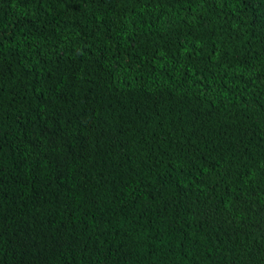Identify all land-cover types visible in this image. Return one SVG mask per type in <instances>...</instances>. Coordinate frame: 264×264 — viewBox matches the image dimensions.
<instances>
[{"label":"trees","instance_id":"obj_1","mask_svg":"<svg viewBox=\"0 0 264 264\" xmlns=\"http://www.w3.org/2000/svg\"><path fill=\"white\" fill-rule=\"evenodd\" d=\"M0 264H264V0H0Z\"/></svg>","mask_w":264,"mask_h":264}]
</instances>
